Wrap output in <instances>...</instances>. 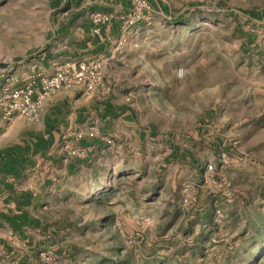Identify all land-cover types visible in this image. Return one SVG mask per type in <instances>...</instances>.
Masks as SVG:
<instances>
[{
  "label": "rangeland",
  "instance_id": "1",
  "mask_svg": "<svg viewBox=\"0 0 264 264\" xmlns=\"http://www.w3.org/2000/svg\"><path fill=\"white\" fill-rule=\"evenodd\" d=\"M67 1L0 0V74L41 52ZM144 1L94 85L128 126L94 138L32 247L0 264H264V62L228 3Z\"/></svg>",
  "mask_w": 264,
  "mask_h": 264
},
{
  "label": "crops",
  "instance_id": "2",
  "mask_svg": "<svg viewBox=\"0 0 264 264\" xmlns=\"http://www.w3.org/2000/svg\"><path fill=\"white\" fill-rule=\"evenodd\" d=\"M194 1L228 3L242 50L257 53L264 62V0ZM64 4L41 52L11 73L2 72L0 82L10 77L14 84H22L74 63H101L108 72L111 58L120 49L133 0H68ZM97 17L106 20L97 21ZM101 91H105L102 86L84 84L64 85L52 93L38 88L32 116L6 120L0 113V252L8 255L20 246L31 248L34 235L45 228L38 214L47 196L67 187L69 177L78 173L97 143L94 138L106 131L115 135L122 124L128 126L127 106Z\"/></svg>",
  "mask_w": 264,
  "mask_h": 264
},
{
  "label": "built area",
  "instance_id": "3",
  "mask_svg": "<svg viewBox=\"0 0 264 264\" xmlns=\"http://www.w3.org/2000/svg\"><path fill=\"white\" fill-rule=\"evenodd\" d=\"M147 2L133 0L132 10L125 22L133 24L143 19V10ZM104 21L106 17H97V21ZM101 63L93 65L69 64L65 68H58L49 77L31 79L22 84H14V80L7 77L0 82V113L4 119H12L15 116L30 117L37 110V101L34 100L36 89L45 93H52L64 85L84 84L93 87L98 82ZM183 70H178L182 76ZM208 169H212L210 166Z\"/></svg>",
  "mask_w": 264,
  "mask_h": 264
}]
</instances>
